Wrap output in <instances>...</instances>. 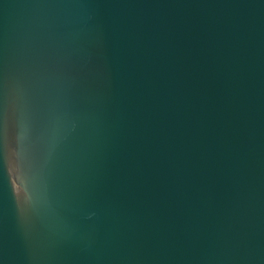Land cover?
Wrapping results in <instances>:
<instances>
[{"label":"water","instance_id":"obj_1","mask_svg":"<svg viewBox=\"0 0 264 264\" xmlns=\"http://www.w3.org/2000/svg\"><path fill=\"white\" fill-rule=\"evenodd\" d=\"M0 264H264V0H0Z\"/></svg>","mask_w":264,"mask_h":264}]
</instances>
